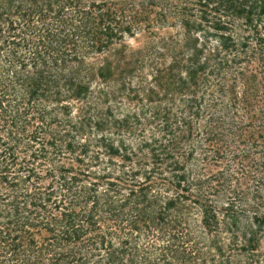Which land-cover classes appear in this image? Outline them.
<instances>
[{"label": "trees", "instance_id": "1", "mask_svg": "<svg viewBox=\"0 0 264 264\" xmlns=\"http://www.w3.org/2000/svg\"><path fill=\"white\" fill-rule=\"evenodd\" d=\"M0 264H264V0H0Z\"/></svg>", "mask_w": 264, "mask_h": 264}, {"label": "rangeland", "instance_id": "2", "mask_svg": "<svg viewBox=\"0 0 264 264\" xmlns=\"http://www.w3.org/2000/svg\"><path fill=\"white\" fill-rule=\"evenodd\" d=\"M128 44L133 48H138L142 45V41L137 40V39H132V40H129Z\"/></svg>", "mask_w": 264, "mask_h": 264}]
</instances>
